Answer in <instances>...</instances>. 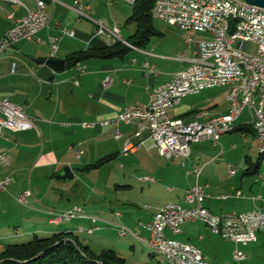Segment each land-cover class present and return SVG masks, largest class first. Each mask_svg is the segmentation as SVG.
<instances>
[{"label":"crops","instance_id":"0c3cea01","mask_svg":"<svg viewBox=\"0 0 264 264\" xmlns=\"http://www.w3.org/2000/svg\"><path fill=\"white\" fill-rule=\"evenodd\" d=\"M90 4L91 0L85 2V13H87L86 8ZM0 5L2 7L0 10L1 38L16 25V18L23 15L25 10L18 12L13 9L14 4L9 2H0ZM58 6H64L68 10L71 9L72 12L76 11L74 9L75 0L74 4L69 5L65 3V0H50L47 9L52 16L56 15ZM11 11L15 12V17L9 16ZM55 19L56 17H53L49 25L42 28L33 40H20L9 46L0 55V97L7 96L13 102L24 104L27 113L35 117L37 123V127L25 131L6 130L4 135L0 136V146L6 148L10 160L8 165L0 161V177L13 178L16 188L23 192L27 189L25 177L30 176V172L31 177L35 171H38L39 174L46 172L54 177L60 174L66 166H70L73 173L77 169L90 171L100 168L105 164L91 169H87L85 166L95 163L108 154L115 153L117 157L119 151H115L114 143L122 141V151L124 152V146L128 139L136 145L128 152L138 153L144 149L147 161H153L162 167L163 159H170L160 154L148 131L136 135V124H116L113 120L128 104L139 101L148 103L153 86L168 81L175 72L190 64V58L195 55L196 43L188 45L187 37L192 36L195 39H200L208 38L210 35L184 28H171L170 33L155 28L156 33L151 34L143 45L138 44L136 48H127L123 53L110 57L93 56L73 67H68L66 62V69L57 71L47 63L35 61L37 58L52 56L51 37L57 38L59 44L58 52L54 57L65 60L73 52L105 47L111 42L96 33L95 23V28H69L75 31V35L70 36L63 33L62 23ZM146 62H148V66H145ZM223 87H228L223 96L209 94L206 99L208 109L195 112L182 100L180 104L170 110L172 114L170 116L181 118L186 123L204 122L215 116L230 117L231 104L227 98L230 87ZM251 120L250 110L245 108L234 120V128L226 133H240L244 140L250 136L251 139L258 140ZM104 121H109V123L103 124ZM84 122H89L91 125L85 126ZM117 130L121 132L119 138L116 137ZM226 133L220 136L218 144H214L211 139L193 143L194 147H192L189 157L171 159L167 167H164L163 172L157 169L156 176L161 177L160 183L156 182L157 180L153 176L143 178L142 183L159 186L164 185L167 181L166 184H170L180 171V174L184 173L186 178L182 189L184 206H193V204H188L184 197L190 187L198 184L202 186L207 195L204 204L215 213L233 210L249 211L256 206L262 207L264 211V185L257 181L258 172L264 171L260 148L256 153L257 159L252 154L245 155V170L239 174L241 173L239 166L243 164V158L242 155L233 158L227 154L229 148L225 143H222V140L227 136ZM220 145V151L208 149L212 146L219 148ZM75 147L82 149L81 156L77 154ZM233 147H236V144ZM249 148L251 146H246L245 151H248ZM84 159L87 160L85 164ZM80 164L83 165L80 166ZM230 164L237 167L234 175L230 174ZM195 166L201 168L199 176L193 170ZM164 172L167 175H164ZM31 182L29 177V186ZM175 186H170L169 190H175ZM253 196H256L257 199H253ZM163 204L165 203L160 204L154 210L149 204H146V218L141 220L150 222ZM92 217L95 216L88 214L86 218H78L77 220L81 221L73 225H64L63 222L54 223L51 218H49V225H43V221H35L32 229L27 225L22 232L16 229L15 234L17 236L21 233H24L23 236L30 234L45 236L59 231H74L79 238L80 234L84 233L94 235L101 226L98 225L97 217L95 222L89 219ZM82 221H87V225ZM121 222L126 224L124 226L128 225L130 227H127L132 229L133 225L129 224L127 219L124 218V221ZM200 222L206 225L200 220L184 223L182 232L179 234L186 232L183 229L184 225ZM94 224H97L99 228L93 233L77 231L79 226L92 227ZM143 228L140 229V233L144 231ZM146 231L149 233L148 229ZM191 234L195 239L190 236L188 239L195 240L196 243L193 244L196 246H198L197 243H202L206 239L201 231ZM134 237L137 238V236ZM137 239L140 240L139 237ZM225 242L230 251L226 256L224 255L226 259L222 262H219L222 257L220 252H217L218 260L215 261L205 254L212 264H214L213 262L236 264L234 252L238 247L246 253L243 263L259 264L264 262V229L259 233V240L247 246H239L230 239H225Z\"/></svg>","mask_w":264,"mask_h":264},{"label":"built area","instance_id":"2783aa9c","mask_svg":"<svg viewBox=\"0 0 264 264\" xmlns=\"http://www.w3.org/2000/svg\"><path fill=\"white\" fill-rule=\"evenodd\" d=\"M49 1L35 0V5L30 7L21 0H0V2L20 4L25 10L23 15L16 18V25L0 38V55L9 46L20 40H33L42 28L49 25L52 19V14L47 9ZM86 1L88 0H75L74 9L80 16L89 17L94 21L98 35L106 38L111 44L120 40L128 46L136 48L134 44L122 37L120 24L115 22L111 25L102 18H94L85 13ZM126 1L135 5L138 0ZM196 1L198 3V1L210 0ZM239 1H241V5L254 6L255 11L264 9L262 6L243 3V0ZM212 12H216V9L211 10V12H198L197 9H189V0H160L159 3L153 5L151 13L154 18L176 24L186 30L208 33L210 37L200 39H195L192 36L187 37L188 45L196 43L195 55L190 58V64L175 72L168 81L153 86L148 103L139 101L128 104L113 120L116 124H136V135L148 131L160 154L168 159L189 157L192 152V144L203 139H211L214 144H218L220 136L234 128V120L245 108L250 110L251 124L259 127V137L257 138L261 143L260 148H264V116L258 114V104L264 102V30L250 29L254 30V37L242 38L239 34V25L228 24L220 19H212ZM191 14L210 17V24H191L189 22V15ZM9 16L15 17V12L11 11ZM63 33L70 36L75 35V31L68 27L63 28ZM249 41L257 45L255 54L248 53L239 45V42L241 44ZM50 46L52 56H56L59 49L57 38H50ZM239 63L255 65L257 77H263V85H256V77L249 76L248 86L240 87V74L246 71H239ZM145 66H148V62L145 63ZM195 75H202L201 83H194ZM199 86H229L230 91L227 98L231 104V116L211 119L210 122H199L195 125H183V121L169 123L170 110L189 95L185 94V87ZM106 123L109 121L103 122V124ZM83 124L85 126L91 125L89 122ZM34 127H37L36 118L27 113L24 104L13 102L7 96L0 97V136L4 135L6 130L25 131ZM120 136L121 132L117 130L116 137L119 138ZM134 147L136 145L128 139L124 146V152L130 151ZM75 151L79 156L83 153L82 149L78 147H75ZM0 161L5 165L10 163L7 150L3 146H0ZM193 170L199 176L201 168L195 166ZM236 171L237 167L230 164V174L234 175ZM257 181L264 185V171L258 172ZM10 183V177H0V191L8 190ZM32 195V189L27 188L19 195L18 200L29 205V198ZM238 195L241 194L238 193ZM206 196L202 186L193 185L187 190L185 201L188 204L189 201H197V209H189V206H184L175 201L166 202L145 225L150 231L149 236L142 235L131 228H124V224H118L120 234L137 236L158 247L159 242H166V249L163 250L170 258L178 260L179 264H212L209 257L195 244L167 235V230L173 234L181 233L182 225L188 221L200 220L204 222V218H222L227 222H237V229L228 230V233H221L214 227H208L213 234L233 240L242 247L259 240V233L264 229L262 207L256 206L249 211L233 210L215 213L204 204ZM253 199H257V197L253 196ZM65 210L84 211L82 206L75 205L67 209L49 208L47 212L54 223L78 219L65 217ZM246 217H255L257 228L246 227ZM97 228H99L97 224L92 227L79 226L77 231L94 232ZM245 257V251L238 247L234 252L236 264H247L243 263ZM259 264H264V262Z\"/></svg>","mask_w":264,"mask_h":264},{"label":"rangeland","instance_id":"374dc122","mask_svg":"<svg viewBox=\"0 0 264 264\" xmlns=\"http://www.w3.org/2000/svg\"><path fill=\"white\" fill-rule=\"evenodd\" d=\"M21 1L30 7L35 4L34 0ZM65 3L67 5L74 4V0H65ZM21 8L20 4L13 5V9L18 10V12L24 11ZM57 10L56 15L53 14L52 18L56 17L55 21L61 22L62 28H95L91 19L80 16L77 11L72 12L71 9L69 11L64 6H58ZM86 11L89 16L102 18L108 24L112 25L115 22L120 24L123 38H129L137 28V21L127 22L134 12V5L126 0H91ZM153 25L154 28H159L167 33H170L171 28H182L158 18H154ZM239 45L250 54H255L257 51V45L252 41L241 44L239 42ZM227 89L228 87L223 86L205 89L201 93L184 97L183 102L193 108L195 112H199L209 108L206 104L209 94L223 96ZM226 134L227 136L222 140V143H225L229 148L227 150L229 156L238 158L242 155L243 164L239 166V172H241L239 174H242L245 170V155L247 153L252 154L257 159L256 153L261 145L260 140H253L251 136L244 140L240 133L235 132ZM234 144L237 148L233 147ZM246 146H251V148L245 151ZM114 147L115 151H119V154L109 163L90 171L77 169L74 172V178L71 179H58L56 176L51 177V174L46 172L39 174L38 171H35L31 177L30 172V176L25 177L26 187L33 191V195L29 198V205L18 200L22 192L16 188L13 178H11L12 183L8 186V190L0 191V251L8 243L27 242L34 237L33 234L23 236L24 233L17 236L15 234L16 229L22 232L27 225H29L28 228L32 229L35 221H43V225H49L50 215L47 212L49 208L67 209L74 205H81L87 215L98 218V225L101 226L94 235L80 234L81 241L90 244L95 251H100L103 247L114 249L132 264H172L165 257L153 253L133 235L120 234L117 224H124L121 221H124L125 218L129 224L133 225V230L140 233V229L144 227L141 234L149 236L150 231L148 233L145 227L149 222L141 220L146 218V204H149L153 210L160 204L170 201H179L183 204L182 189L186 182L184 173L182 175L178 171L179 173L175 175L170 184H166L167 181L164 185L159 186L142 183L143 178L152 176L157 180L156 182L160 183L161 177L156 176V170L159 169L163 172L164 167H167L171 159H163L161 167L160 164L147 161L144 149L138 153H124L122 141L115 142ZM192 147H194L193 144ZM208 149L220 151L221 145L219 148L212 146ZM83 162L85 164L87 160L84 159ZM163 174L167 175L166 172ZM29 177L30 182L32 181L30 186L28 184ZM170 186H175V190H169ZM80 221L76 219L63 223L64 225H73ZM82 223L87 225V221H82ZM183 229L186 231L184 234L173 235L167 231V235L196 243L195 240H189L188 236L195 239L191 233L201 231L206 239L197 245L204 254L209 255L210 259L215 261L218 260L217 252H220L222 257L219 262L226 259L225 256L230 249L226 245L225 239L212 234L206 225L201 222L197 224L188 223L183 226ZM213 263L218 264V262Z\"/></svg>","mask_w":264,"mask_h":264},{"label":"trees","instance_id":"16d2710c","mask_svg":"<svg viewBox=\"0 0 264 264\" xmlns=\"http://www.w3.org/2000/svg\"><path fill=\"white\" fill-rule=\"evenodd\" d=\"M154 4L155 0H138L134 5V12L127 22L137 21V28L126 40L135 46L145 44L150 35L156 33L153 25L154 17L151 13ZM127 48H130V46L119 40L101 48L82 49L66 57L67 66L73 67L77 63L93 56L110 57L121 54ZM115 157V153L108 154L95 163L86 165L85 168L100 167ZM0 264L132 263H129L124 256L111 248L95 251L90 244L81 241L74 231H59L45 236L35 234L27 242L6 244L4 249L0 251Z\"/></svg>","mask_w":264,"mask_h":264},{"label":"bare ground","instance_id":"6f19581e","mask_svg":"<svg viewBox=\"0 0 264 264\" xmlns=\"http://www.w3.org/2000/svg\"><path fill=\"white\" fill-rule=\"evenodd\" d=\"M160 0H155V4L159 3ZM243 3H248L243 0ZM154 4V5H155ZM189 9H197L198 12H212V19H220L228 24L239 25V34L242 38H252L254 37V30H264V9H259L255 11L254 6L241 5L239 0H210V1H197L189 0ZM189 22L193 25H209L210 17L201 16L198 14L189 15ZM239 71H246L240 74V87L248 86V79L250 77H256V85H263V77H257V68L253 64L239 63ZM202 75L194 76V83H201ZM215 86H199V87H185V94H198L205 89L212 88ZM258 114L259 116H264V102L258 104ZM224 118L221 116L212 117L204 122H210L211 119ZM183 121V125H195L197 123H186L181 118H173L169 116V123H178ZM254 131L259 137V127L258 125H252ZM261 154L264 156V148H260ZM193 206L189 209H197V201H189ZM65 217L72 218H86L87 215L83 210H65ZM93 222L96 221V217H92ZM204 223L209 227H214L215 230L221 233H228V230L237 229V222H227L222 218H204ZM245 225L249 228H257V219L255 217H246ZM124 228H128L124 226ZM79 232H90L88 230H78ZM92 233V232H90ZM138 238V237H137ZM141 242L147 246L153 253H157L165 257L172 264H179L178 260H173L167 253L163 250L166 249V242H159V247L152 245V243H147L146 240L141 239Z\"/></svg>","mask_w":264,"mask_h":264},{"label":"water","instance_id":"95a60500","mask_svg":"<svg viewBox=\"0 0 264 264\" xmlns=\"http://www.w3.org/2000/svg\"><path fill=\"white\" fill-rule=\"evenodd\" d=\"M249 4L262 6L264 7V0H245ZM36 62L47 63L57 71H64L66 69V60L64 58H57L54 56L51 57H42L35 59ZM58 179H71L74 178L73 170L70 166H66L63 171L56 175Z\"/></svg>","mask_w":264,"mask_h":264}]
</instances>
